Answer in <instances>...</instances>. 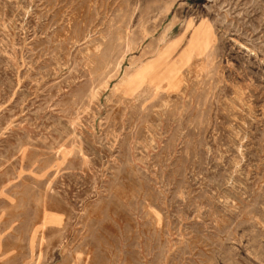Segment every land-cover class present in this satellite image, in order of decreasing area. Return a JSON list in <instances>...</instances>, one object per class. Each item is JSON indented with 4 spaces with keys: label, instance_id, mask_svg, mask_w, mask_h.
Segmentation results:
<instances>
[{
    "label": "rangeland",
    "instance_id": "1",
    "mask_svg": "<svg viewBox=\"0 0 264 264\" xmlns=\"http://www.w3.org/2000/svg\"><path fill=\"white\" fill-rule=\"evenodd\" d=\"M0 264H264V0H0Z\"/></svg>",
    "mask_w": 264,
    "mask_h": 264
}]
</instances>
